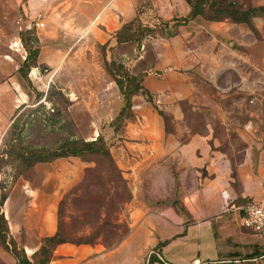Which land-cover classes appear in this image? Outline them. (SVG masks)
Here are the masks:
<instances>
[{"label":"rangeland","instance_id":"rangeland-1","mask_svg":"<svg viewBox=\"0 0 264 264\" xmlns=\"http://www.w3.org/2000/svg\"><path fill=\"white\" fill-rule=\"evenodd\" d=\"M187 1L0 0V216L5 218L4 226L0 223L4 254L0 264H17L3 247V237L32 259L45 239L39 236L41 223L52 224L54 235L61 228L70 241L67 245L88 257L81 264H149L153 256L163 261L161 264H194L196 260L191 259L199 253L195 243L168 247L165 254L157 246L173 240L171 244L177 245L179 235L193 224L188 218L186 223L177 220L186 213L179 196L184 185L176 181L174 186L157 165L154 172L139 173L136 182L126 178L118 166L116 150L127 139L129 125L143 124L138 113L152 114L155 108L138 91L132 98L135 118L116 121L125 102L105 66L107 60L122 67L120 73L150 71L144 87L157 97L158 105L170 107L173 114L168 113V126L172 131L183 123L202 134L201 127L209 123H264V76L257 68H263L264 34L254 23L256 32L234 24L243 26L237 29L244 32L234 31L227 40L218 33L231 30V21L210 23L199 17L186 27L170 28L163 36L148 37L140 44L117 45L114 34L139 11L143 12L144 24L154 25L162 18L171 21L173 27V21L190 12ZM232 1L243 9L258 6V0ZM258 17L264 20V16ZM231 43L239 57L250 60L249 74L255 75L244 85L248 89L244 92L234 72H222L217 83L213 77L211 60ZM113 73L121 78L116 69ZM187 75L191 76L187 83L192 81L199 95L193 99L195 105L179 100ZM230 76L231 81L226 82ZM233 95H237L236 101ZM178 105L184 113L182 120L176 114ZM241 106L263 114H251L248 120L227 114V110ZM187 133L195 132L184 131L181 139L187 140ZM100 137L116 168L101 155L52 162H36L40 154L33 156L43 153L48 158L46 153L61 146L94 142ZM75 164L82 172L81 179L72 185L68 170ZM192 183L186 181L187 190ZM167 194L166 201L159 199ZM167 207L176 212L169 215L163 211ZM146 218L164 219L166 223H141ZM9 223H20L17 238L11 234ZM241 233L242 239L254 235L243 226ZM242 239L235 242L240 246L238 258L212 264H264V256L246 259ZM84 240L94 244H77ZM220 245L234 248L233 241ZM256 247L264 253L259 239ZM94 250L96 254L91 253ZM68 259L70 256L56 255L50 264Z\"/></svg>","mask_w":264,"mask_h":264},{"label":"crops","instance_id":"crops-1","mask_svg":"<svg viewBox=\"0 0 264 264\" xmlns=\"http://www.w3.org/2000/svg\"><path fill=\"white\" fill-rule=\"evenodd\" d=\"M258 6H264V0H258ZM253 23L264 34V20L255 17ZM237 28L244 27L233 24L231 30H227V28L225 32L218 34L228 40L233 36L234 31L242 30L244 32L243 29ZM238 43L242 44L239 40ZM232 47L233 43L229 44L228 48H225L224 51L220 50L214 56V60H211L215 68L213 77L217 83L222 72H234L238 74L237 79L239 78L241 83V92H244L243 90H248L244 85L251 81V76L255 75L249 74L250 60L244 56L239 57ZM259 67L258 65V71L264 76V61L263 68ZM188 76L183 79L185 81L182 92L179 93V100L195 105L193 99L199 95L195 92L193 82L187 83L188 78H191ZM231 79V76L228 77L226 82H230ZM234 96L237 95H233V100ZM238 108L239 110L237 108L227 110V114L237 116V118L247 117L246 120L251 114L258 117L263 114V112L259 113L260 111H251L247 107ZM164 109L167 113H172L169 106L165 105ZM138 114L142 117L143 124H130L127 129V139L120 146L118 145L116 150V159L120 170L126 178L136 182L139 179V173L154 172L156 171L155 165H157V170L163 171L165 179L171 181L174 186L176 181H180L184 186L179 192V196L186 213L178 215L177 220L178 223H186L185 219L188 218L189 223H193L179 235L178 238L181 241L179 240L177 245L171 244L175 240L171 241L162 248L163 253H166L168 247L175 249L181 248V244L195 243L199 245L196 246L199 253L191 261L199 260L205 264L238 257L240 246L236 247L235 242L236 239H242L243 212L241 209L249 201L264 204V134L258 133L259 131L264 132V123L249 125L240 122L209 123L201 127L204 134L197 128L183 123L180 126L183 128L184 125V129L181 130V127H178L167 133L165 123L157 110L152 114L149 111ZM176 114L180 120L183 119L184 113L179 105ZM184 131L195 133H187V140H183L181 133ZM187 136L184 134V137ZM147 140L150 142L147 143ZM173 165H176L177 169L175 166L173 168ZM81 172L82 167L77 164L68 170L72 185L81 179ZM187 180L194 181L190 190H187L185 186ZM136 192L137 190H135L137 196ZM224 193L228 199L224 198ZM167 197L168 194L159 199L166 201ZM163 211H167L169 215L176 212L173 207H167ZM141 223H166V221L158 218H146ZM46 224H40V237L46 238L54 235L52 224L49 226ZM9 229L14 238H17L20 223H9ZM246 237L249 238L246 239ZM246 237L242 240H244V248L248 255L257 250L256 243L259 238L255 234ZM230 241L234 243L232 249L220 245ZM91 253L96 254V250ZM56 255L70 256V259L62 264H81L88 258L82 250L67 244L59 246L54 256ZM1 256L4 254L0 246ZM173 260L186 262L190 259ZM173 260L171 261L174 262Z\"/></svg>","mask_w":264,"mask_h":264},{"label":"trees","instance_id":"trees-1","mask_svg":"<svg viewBox=\"0 0 264 264\" xmlns=\"http://www.w3.org/2000/svg\"><path fill=\"white\" fill-rule=\"evenodd\" d=\"M187 3L190 7V12L184 18L173 21V27H171L170 25L171 21H166L162 18H157V22L154 25L144 24V22H142L141 20L143 12L139 11L133 21L124 24L114 34L117 45L120 46L123 44H140L148 37L163 36L170 28L178 27L180 29L186 27L199 17L210 23L229 20L233 24L246 25L251 29V31L256 32L257 30L254 27L253 19L261 15L264 16V6H249L243 9L232 0H188ZM175 35L178 36V32ZM105 66L106 69L110 72L114 81L119 85L125 102L123 108L117 116L116 121L121 123L127 118H135L136 115L134 112H132V98L137 95L138 91H140L139 95L144 97L149 103L153 105L155 110H157L159 115L162 117L166 126L167 133H170L171 130L168 126L171 119L170 114L165 111L164 107L158 105L157 97L151 94L144 87V80L150 75V71L144 70L141 73L134 75L129 73L127 70L120 73V68L122 67L117 66L115 62H109L107 60L105 61ZM115 69L117 70L121 78L113 73V70ZM122 70L124 69L122 68ZM21 73H23V71H21ZM38 154H40V156L38 157V160L36 162H52L61 158L84 157L86 155H101L115 166L110 151L106 147L102 137L94 142H84L82 144L71 147L61 146L56 151L46 153V155H49L48 158H45L43 153H35L33 156H36ZM3 200L6 201L7 197H4ZM4 222V216H0V223L2 226H4ZM1 242L3 244V247L9 250L15 257V259L17 260V264H50L54 258V254L57 248L61 245L68 244L70 241L65 238V236L61 232V228L59 227V230L55 235L44 239L41 249L33 255L32 259L27 257L24 250H19L15 242L11 241L10 243H7L5 237L1 239ZM169 243V241H164L159 243L157 246L161 249L167 246ZM77 244L92 245L94 243L92 240H84ZM263 256V252L261 253L260 251L255 250L251 254L246 255V259H248V261L256 260L257 258ZM161 262L163 261H161L157 256H153L150 259L149 264Z\"/></svg>","mask_w":264,"mask_h":264},{"label":"built area","instance_id":"built-area-1","mask_svg":"<svg viewBox=\"0 0 264 264\" xmlns=\"http://www.w3.org/2000/svg\"><path fill=\"white\" fill-rule=\"evenodd\" d=\"M40 26V24H38ZM224 198L228 196L224 193ZM243 212L242 226L252 231L264 244V204L256 201H249L241 209ZM194 264H203L196 260Z\"/></svg>","mask_w":264,"mask_h":264}]
</instances>
